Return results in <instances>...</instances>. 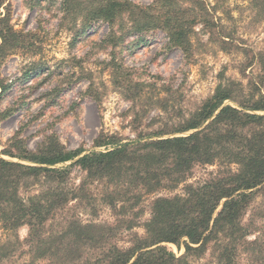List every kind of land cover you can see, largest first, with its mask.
Wrapping results in <instances>:
<instances>
[{
	"label": "trees",
	"instance_id": "1",
	"mask_svg": "<svg viewBox=\"0 0 264 264\" xmlns=\"http://www.w3.org/2000/svg\"><path fill=\"white\" fill-rule=\"evenodd\" d=\"M5 1L0 0V9ZM213 1L152 0L142 5L132 0H61L76 37L105 23L110 33L103 43L116 49L132 35L141 40L145 33L161 30L169 47L192 60L198 50L195 27L201 25L209 42L218 43L221 51L244 54V76L255 64L261 72H251L247 87L225 81L221 74L214 94L172 131L140 135L136 142L124 145L115 138L98 142L99 147H115L106 152L81 157V151H66L52 141L33 153L22 140L14 139L12 147L0 154L31 164L0 157V223L14 234L29 227L24 243L34 262L62 250L68 253L65 261L80 264L78 251L84 246L98 252L93 264H193L212 247L218 264H264V223L257 227L254 218L244 222L257 193L264 191V56L236 39L219 16V12L230 16L226 0ZM252 2L264 16V0ZM6 17L0 13V63L31 45L29 36L16 30ZM116 72L124 79L116 84L129 93L142 87L130 79L127 70ZM7 90L0 81V98ZM227 101L235 105L225 106ZM5 114L0 113V119ZM71 161L75 162L64 169L48 168ZM197 166L217 169L204 180L190 183ZM74 167L84 171L87 180L106 183L102 201L122 218L135 212L146 197L156 195L144 225L145 236L135 235L130 246L119 247L109 241L114 229L68 218L54 231L57 212L78 198L82 188L79 192L62 188ZM40 182L48 184V189L30 194ZM180 187V194L160 195ZM22 191L29 195L23 196ZM256 216L264 219V214ZM136 222L128 220L127 230L136 228ZM254 231L258 235L249 240ZM64 240L68 243L63 244ZM167 244L183 246L184 254L178 257ZM15 248L12 241L0 243V264L14 258Z\"/></svg>",
	"mask_w": 264,
	"mask_h": 264
},
{
	"label": "rangeland",
	"instance_id": "2",
	"mask_svg": "<svg viewBox=\"0 0 264 264\" xmlns=\"http://www.w3.org/2000/svg\"><path fill=\"white\" fill-rule=\"evenodd\" d=\"M132 1L142 5L152 2ZM252 3V0H226L230 16L221 12L219 16L224 18L236 39L243 40L246 46L264 56V16L259 11L261 7L254 8ZM0 13L7 16L16 30L28 35L32 45L0 63V81L8 86L0 98V113H6L0 119V152L12 147L14 139L22 140L33 153H39L52 141L66 151H81V157L106 152L115 147H99L98 142L115 138L124 145L136 142L140 135L172 131L214 94L221 74L225 81L242 82L247 87L251 72L254 75L261 72V67L255 64L253 71L247 68L244 76L241 71L247 59L244 54L221 51L218 43L209 42V35L202 32L201 25L195 27L198 35L194 41L198 50L194 59L188 60L181 50L169 47L168 38L161 30L145 33L141 40L132 35L116 49L103 43L110 33L105 23L94 25L86 34L76 37L72 18L64 17L61 0H6ZM39 67L42 71L36 74ZM118 67L127 70L130 79L142 87L131 93L125 86L119 87L116 83L124 79L116 72ZM226 105L235 103L227 101ZM0 157L31 164L3 154ZM74 162L48 168L64 169ZM216 169L195 167L190 183L204 180ZM105 184L87 180L84 171L72 168L62 188L78 192L82 188L78 198L57 212L54 231L68 218L114 229L109 241L119 247L130 246L135 235L145 236L144 225L150 219V205L156 195L146 197L135 212L122 218L103 203ZM48 187L40 182L30 194ZM181 192L182 187L160 195ZM28 193L22 191L25 197ZM258 213L264 214L263 190L257 193L244 222L250 223L254 218L257 227H261L264 219L257 217ZM120 219L124 222L120 223ZM131 219L137 221V227L127 230V221ZM257 233L254 231L248 239L254 240ZM28 234V226L14 234L5 231L0 223V243L12 241L16 247L14 258L2 264H77L76 260L65 261L68 253L62 250L34 262L24 243ZM66 243L68 241L64 240L63 244ZM167 246L178 257L185 252L183 246L181 249L172 244ZM79 249L80 264H93L98 252L84 246ZM213 255L211 247L193 264H218ZM244 263L246 261L241 262Z\"/></svg>",
	"mask_w": 264,
	"mask_h": 264
}]
</instances>
